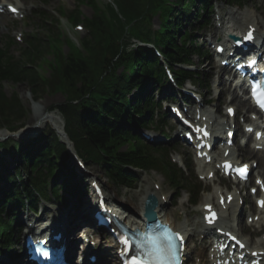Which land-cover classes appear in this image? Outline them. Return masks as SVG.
Returning <instances> with one entry per match:
<instances>
[{
    "label": "trees",
    "instance_id": "1",
    "mask_svg": "<svg viewBox=\"0 0 264 264\" xmlns=\"http://www.w3.org/2000/svg\"><path fill=\"white\" fill-rule=\"evenodd\" d=\"M84 1L95 10L92 18L87 19L93 33L82 40L84 51L72 45L68 55H64L58 37H48L42 44L29 39V49H24L19 59L9 53L13 39L5 48H0V127H14L25 114L16 95L7 97L3 93V81L28 80L35 94L43 91L45 85L52 91H67L69 99L60 110L69 136L85 160L101 165L115 183L128 180L127 167L136 165L145 169L163 168L171 184L179 186L184 175L168 160L167 154H162L161 160L150 154L164 149L152 148L135 133L134 129L153 121L157 103L149 95L148 87L151 83L160 82L165 72L153 50L140 45L132 48L131 44L133 38L154 42L170 65L190 64L193 56L200 53V46L185 24L189 19H197L199 13L200 16L211 13L210 0H176L175 7L168 4L169 0H115L119 13L112 7L110 19L100 12L94 0H79ZM158 13L160 29L153 31L151 23ZM73 18L80 20V13L77 12ZM133 21V25L126 30V26ZM47 54L53 56V61L44 60L52 70L51 78L41 79L32 66ZM175 74L180 82L194 78V73L182 69ZM132 93L133 98H130ZM75 100L78 102L74 103ZM53 135L51 132L43 134L47 139ZM125 145L127 148L123 150ZM63 150L60 144L53 142L38 149L35 158H24V167L30 174L29 185L23 182V194L28 200L35 198L31 188L38 193H46L47 182L41 179L50 176L57 181L63 174L73 176L60 168L63 165L66 169ZM4 156H0V165ZM43 163L48 165L47 174ZM20 174L18 171V176ZM10 181V189L0 192L2 245L10 243L14 233L11 228L14 217L12 211L6 210L7 204L20 201L23 205L25 201L17 177L11 174ZM56 181L53 188L58 187ZM67 185L70 186L64 183L62 187H74L72 183Z\"/></svg>",
    "mask_w": 264,
    "mask_h": 264
},
{
    "label": "rangeland",
    "instance_id": "2",
    "mask_svg": "<svg viewBox=\"0 0 264 264\" xmlns=\"http://www.w3.org/2000/svg\"><path fill=\"white\" fill-rule=\"evenodd\" d=\"M13 0H8V1H1L2 4H7L9 2H12ZM19 3L20 6H23L26 8L23 9L24 13L26 14L25 19L23 20H19V19H15L13 16L4 13L3 17H0V38L2 40H5L6 37H20V36H24L26 37L27 34H32L34 36H38V38H43L46 36L47 32L45 30H42L41 27V23L40 22V18L44 19L43 17H45V19H47V24L49 26H52L53 31H57V29H61L62 31V35H63V41L66 40L70 37L72 38L79 46H80V42L78 41V36L74 34L73 31H75L74 25L70 24L68 22L67 19L65 18H61V22L58 23L57 19L59 17V13L58 11L60 10L59 8L64 9L65 13H69L71 11H74L76 9L77 6V0H15ZM110 0H98L99 4L102 6V8H104V10H106L105 6L106 4L109 2ZM217 6L221 9V11L223 12V14L225 15V21L226 24H229V20L230 18H232V21L235 25V27H238L242 24H245L246 22V17H243V15H245L246 10H240V9H235V8H231V7H227L224 2H218ZM227 7V8H226ZM246 8H253L254 10H257L256 16L259 19V21L261 22L262 27L264 28V0H247V6ZM81 12L83 14V16H91L92 14V9L88 6V5H82L80 7ZM231 17H230V13ZM36 13V14H35ZM216 14V11L214 12V16ZM228 14V15H227ZM241 15V16H240ZM227 17V18H226ZM230 17V18H228ZM237 17V19H236ZM240 17H242L240 19ZM57 18V19H56ZM208 19L212 18V15H209L207 17ZM227 19V20H226ZM215 17H214V25H213V31L215 29H217L216 27V22H215ZM213 23V21H212ZM153 24L154 25H158L159 24V19L156 17L153 20ZM231 25V23L229 24ZM197 26V25H196ZM198 28V26L196 27ZM199 32L203 33L204 35H208L205 40L202 42V46L204 47V50H207V47L205 45V42L207 40H209V33L211 32H207L205 33L204 29H200ZM196 34V33H195ZM201 36V35H200ZM199 38V36H198ZM25 40V38H23ZM201 39H203V37H201ZM21 41L20 45L16 46L12 52L15 53L16 56H20V50H22L23 46L25 45L23 42ZM216 38L212 39V42H216ZM18 41V39H17ZM200 41V40H199ZM201 42V41H200ZM63 43V52L65 54L68 53L69 50V45L66 44V42H62ZM208 43V41H207ZM209 44V43H208ZM49 58L52 59L53 57L51 55H46L45 58ZM40 61V60H39ZM38 61V62H39ZM206 61H204V63L199 62L198 59H195V63L196 66L200 68V75L203 74V76L206 78H208L210 75H212L213 77L211 79L216 78V72L219 69L217 66V63L212 62L211 64L207 65V63H205ZM41 74L43 75H48L50 73L49 70L45 69V70H38ZM211 72V73H210ZM216 86L214 85V88ZM30 85L29 83H14V82H4V93L7 96L12 95L13 93H18L17 95L19 96L24 109L26 111V115L24 117H22V119L16 121L15 125L16 126H22L23 123H27L28 125L32 124L34 121V115L33 112L35 111L33 108H31V102H34L33 100L30 99V97L33 99V96L30 92ZM210 89H203L201 88L200 91L202 93H205V98L206 99H210L211 97H215V93L212 90V92L210 91V93H208L207 91ZM26 93V94H25ZM28 93V94H27ZM29 95V98H27V96ZM36 96H39L40 98L37 99V103L39 105V107H41L42 109L45 107L44 105H40L39 103L44 102V104L46 105V107L44 109H46V111L48 112L51 108L52 105L54 104H58L61 103L65 100V94L59 92V93H44V92H39L36 93ZM219 100L220 98H216L213 99L214 103L210 106L207 107L206 109L212 110L214 112V116L215 118L220 119L221 116L224 115V109L227 105H229L230 103H234L235 101H231L230 102V95H228V93H225V95L223 96L222 101L220 102V104L222 106H220L221 112L222 113H218L216 111L217 106L219 104ZM168 102V100H166L163 104H166ZM236 106H239L237 103H235ZM167 116L164 118V123L166 122L165 120H167ZM25 120L22 125L21 122ZM170 121V120H169ZM172 120L170 121V125H172ZM49 124H44L43 126L40 127V130H43L44 128H46ZM169 126L166 127V131L169 130ZM3 130V129H2ZM0 129V131H2ZM37 133H39L38 131H31L29 132L26 136L18 138V139H22V142H25L29 139H32L33 136H35ZM157 136L159 137V134L156 133ZM6 134H4V136H6ZM29 138V139H27ZM8 141V140H7ZM28 145V144H25ZM176 146V150H178L181 154V156L183 157V159L185 160H189V159H194L193 154L190 153L189 150L182 148V145H177V144H173V147ZM69 149H72L69 147ZM69 151V150H68ZM13 153V152H12ZM12 153H10L12 155ZM9 154V155H10ZM9 156L7 158V160L9 159V161L13 160L12 156ZM16 156V155H15ZM256 156V155H255ZM18 158V155L16 156ZM236 157H240L239 154H236ZM259 157V156H257ZM68 162L70 163L71 166L74 165L73 161L69 158ZM88 166V170L90 172V174H86L84 172V174H82L79 170H77L78 172V180L81 181V191L79 194L74 195L72 197H69L70 202L68 201L67 205L72 203V206H70V209H63L62 208V204H60V202H57V200H49L48 202H45L43 204H41L40 208H39V212L37 214H33V213H27V211H24V218H26L28 215H30V220H38V222H40V220H42L41 222H44L45 220L49 219V218H61V217H65L67 216L68 213H72L73 215L76 213H80V211L77 210L76 208V203H83V207L82 209L88 208V204L90 201H92V189L90 186V180L92 179H96L98 182H100L102 184L103 187H105V189L107 191H105L106 196L108 198V201L112 202L115 201L117 202V204L120 203H125L127 205L128 209H135L138 211L140 204H141V200H142V194L145 192L146 187H150V188H154V184H158L161 188V190H158L159 195H166V198L169 200V204H166L165 208L162 209L161 213L164 215V217H168L169 219H171L172 217L175 218V220H177L179 223H181L182 225H185L187 228L199 231L200 230V226L197 224L198 221V210L201 206V204H203L204 202H206L207 200H210V198L212 196H214V192L218 189V188H223V185L228 184V181L225 180L222 176H217V181L215 182V185H212L209 182H201L200 183V188H201V198L199 199L200 202L196 205V206H189L188 204H186L184 202V199L180 201H178V205L176 207L173 206V199L170 198V195H172L174 192L172 190V187L169 186L168 182L165 180V178L161 175V174H157V173H150V172H143V173H139L137 176L139 177V182L138 184L135 186V188L131 187V188H126L124 186H115L114 184H112L110 181L107 180V177L105 176V174L103 173V171L99 168L98 165L94 164V163H87ZM198 169H199V165H197L195 163V171L198 174ZM261 172H263V170H261ZM198 177V175H197ZM199 178V177H198ZM222 186V187H219ZM62 192V191H61ZM64 194V193H63ZM65 195V194H64ZM187 194L183 193L182 196L183 198H185ZM112 196L114 197V199H112ZM80 199V201H77V199ZM251 199H249L247 206H246V213L243 214V216L240 218L238 217L237 220L235 221V219L231 220V224H234L237 228H239L242 231V228L245 227L247 228V230L243 233L246 236L247 239H249V241L251 243H254L255 240L253 238V235L256 234V232L254 230H256V228H254L253 226L249 225L246 221V214L249 215H253L254 212L250 209L249 204L253 202L250 201ZM119 201V202H118ZM174 203L176 204V201H174ZM251 210V211H249ZM229 214V213H228ZM84 225V224H83ZM264 230V228H263ZM96 231V229H95ZM94 230H89L87 231L85 234H87V237L89 236V238L92 239V241H99V237L97 235V231L95 232ZM206 245V242H204L202 240V237L199 235H195L191 238V240H189L188 243V250L189 252H191L193 249H195L197 252L200 253V256L205 259L203 261H206V252L204 249V246ZM107 253L106 258L110 259L111 257V253L110 251H107L106 248V243L102 242L101 247H100V259H102L103 254ZM14 263V262H13ZM17 264V263H14ZM193 264H197L193 263Z\"/></svg>",
    "mask_w": 264,
    "mask_h": 264
},
{
    "label": "snow or ice",
    "instance_id": "3",
    "mask_svg": "<svg viewBox=\"0 0 264 264\" xmlns=\"http://www.w3.org/2000/svg\"><path fill=\"white\" fill-rule=\"evenodd\" d=\"M244 38L251 39V34L249 33ZM249 63L254 64L255 61H249ZM251 90L253 98L264 108V81L254 80ZM197 130L199 131V129ZM246 169L247 166L245 165L242 169L237 168L236 170L244 175ZM261 204L264 206V202ZM208 207L210 208V206ZM212 215L215 214L212 213ZM158 228L160 231L150 227L147 231L140 233L139 238L134 239L127 236L123 238L125 249L134 253L126 261V264H173L177 251L175 240L177 238L182 240V237H179V233L174 232L169 225L161 223Z\"/></svg>",
    "mask_w": 264,
    "mask_h": 264
},
{
    "label": "bare ground",
    "instance_id": "4",
    "mask_svg": "<svg viewBox=\"0 0 264 264\" xmlns=\"http://www.w3.org/2000/svg\"><path fill=\"white\" fill-rule=\"evenodd\" d=\"M249 13H252L251 11L249 12ZM4 15H1L0 14V17H3ZM253 22H255L257 25H258V20H253ZM253 22H251V23H253ZM256 24H252L253 26H256ZM236 30V32L237 33H239V32H241L240 30H239V28H238V30L237 29H235ZM261 34L262 33H264V30H263V32H260ZM216 34H217V32H215L214 33V35L216 36ZM216 82L218 83V85L221 87V85H223V83H221V82H223V76L222 75H220L219 73H218V76H217V79H216ZM26 94V93H25ZM28 94V93H27ZM32 94V96H33V99L30 97V99L31 100H33L34 102H31V108H33L35 111L33 112V115H34V121H33V124L31 125V126H34L35 124H45L46 122H48V121H52V122H54V124L58 127V128H61V127H59V124L57 125V122L58 123H61L60 122V120H59V117L57 116V114L56 113H49V114H47L48 112L46 111V109H44L45 107H46V105L44 104V102H40L39 104L40 105H44L45 107L42 109L41 107H39V105L37 104V103H35V102H37V99H39L40 97L39 96H36V94L35 93H31ZM27 98H29V95L27 96ZM233 98H236V101L238 102V104L240 105V106H242V107H246V106H248L249 104H248V102L244 99H242L241 97H239L235 92H234V94H233ZM21 103V105L23 106V104H22V102H20ZM7 132H1L0 134L1 135H3V134H6ZM262 164H263V162H261ZM49 188V187H48ZM65 188V187H64ZM147 188V187H146ZM153 193V194H157L156 193V191L155 190H153V189H151V188H147L146 190H145V194L147 193ZM92 201H90L89 202V204H88V210H90L91 212H89V213H93V212H95L96 211V209H97V207H98V203H97V200H99V196H97L96 194H95V191L93 190L92 191ZM144 194V195H145ZM146 196V195H145ZM144 199V198H143ZM96 202V203H95ZM207 203H209V202H207ZM233 203V202H232ZM233 206H237L236 204H233ZM122 207V206H121ZM87 209V208H86ZM143 209V206L141 207V209H139L140 211ZM136 212V211H135ZM132 215H134V214H129V217L131 218L132 217ZM158 215H160L159 213H158ZM30 216H28V218H29ZM68 219H73L74 221L73 222H71L70 223V225H71V227H72V229H71V231L70 232H66V233H64V235H63V237H62V242L63 243H65L66 244V246H67V249H68V258H70L71 256V252H72V243H71V234H75V231H74V229L75 228H77V227H79L80 225H82V223H83V221L85 220L84 218H83V215H81L80 213H76V214H69V215H67L66 216ZM159 218H161L160 216H159ZM25 218H23L22 217V220H24ZM60 220V218H55V220ZM163 220V219H162ZM168 218H166V222H168ZM62 221V220H61ZM164 221V220H163ZM173 227H174V229H176V230H178V231H182L183 233H185L186 234V232H187V230H185L183 227H181L179 224H177V223H175V221L173 220V221H171V222H169ZM225 227H228V225H224ZM53 227V226H52ZM82 228H83V226H81ZM90 227V229H94V227L95 226H89ZM137 227H139V228H142V227H140L139 225H137ZM143 229V228H142ZM47 230L48 231H52L51 230V227L50 226H48L47 227ZM73 234V235H74ZM110 245V244H109ZM74 248H76L75 246L73 247V249ZM254 249H257V248H254ZM22 263L24 264V263H26V261L25 260H23L22 261ZM12 264V263H11ZM85 264V263H84Z\"/></svg>",
    "mask_w": 264,
    "mask_h": 264
},
{
    "label": "water",
    "instance_id": "5",
    "mask_svg": "<svg viewBox=\"0 0 264 264\" xmlns=\"http://www.w3.org/2000/svg\"><path fill=\"white\" fill-rule=\"evenodd\" d=\"M150 201H151V198H150ZM155 203H156V201H155ZM148 211L149 212H148L147 216L149 217V219L150 220L154 219L156 217V215H155V212L153 210V206H149Z\"/></svg>",
    "mask_w": 264,
    "mask_h": 264
}]
</instances>
